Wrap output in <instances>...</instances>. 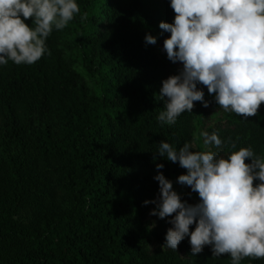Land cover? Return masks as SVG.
I'll use <instances>...</instances> for the list:
<instances>
[{
    "label": "trees",
    "instance_id": "obj_1",
    "mask_svg": "<svg viewBox=\"0 0 264 264\" xmlns=\"http://www.w3.org/2000/svg\"><path fill=\"white\" fill-rule=\"evenodd\" d=\"M76 3L80 11L47 37L48 54L0 66V264H230L210 246L192 255L188 237L162 249L171 217L149 215L155 204L143 202L158 198L156 164L183 202H199L176 182L186 170L155 153L162 140L204 151L200 133L215 131L222 143L213 152L250 146L264 156V103L245 121L197 85L208 107L194 102L175 124L159 123L161 81L182 68L167 59L170 34L158 27L173 20L169 0ZM31 151L53 169L55 189L31 187L22 162Z\"/></svg>",
    "mask_w": 264,
    "mask_h": 264
},
{
    "label": "clouds",
    "instance_id": "obj_2",
    "mask_svg": "<svg viewBox=\"0 0 264 264\" xmlns=\"http://www.w3.org/2000/svg\"><path fill=\"white\" fill-rule=\"evenodd\" d=\"M169 7L172 22L158 27L170 34L163 41L167 59L182 68L161 81L164 107L156 120L173 125L194 102L208 107L197 85L214 94L219 109L245 121L255 116L264 103V0H169ZM79 11L76 0H0V66L40 60L48 54L50 33L63 29ZM29 18L34 27L25 23ZM144 42L154 45L156 37L146 34ZM200 135L204 151L192 150L189 142L179 148L165 140L157 144L159 157L186 170L176 182L199 197L195 204L183 202L159 171L163 165L156 164L159 195L143 204H155L149 215L171 217L161 248L175 251L188 237L192 255L210 246L213 258L227 254L230 264L264 257V156L250 146L222 156L211 150L222 143L215 131Z\"/></svg>",
    "mask_w": 264,
    "mask_h": 264
},
{
    "label": "rangeland",
    "instance_id": "obj_3",
    "mask_svg": "<svg viewBox=\"0 0 264 264\" xmlns=\"http://www.w3.org/2000/svg\"><path fill=\"white\" fill-rule=\"evenodd\" d=\"M23 167L29 176V183L31 181V187L35 190L43 192V190H53V184L57 181L54 177L53 169L47 164L43 163L41 160H38L34 153L28 152L26 156L22 157ZM47 170H50L47 172ZM2 161L0 157V183L2 181ZM57 183V182H56Z\"/></svg>",
    "mask_w": 264,
    "mask_h": 264
}]
</instances>
